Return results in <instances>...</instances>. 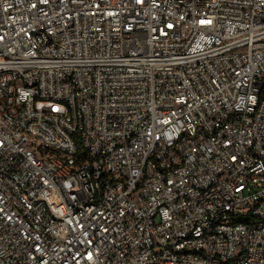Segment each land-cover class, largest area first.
Here are the masks:
<instances>
[{
  "label": "built area",
  "instance_id": "obj_1",
  "mask_svg": "<svg viewBox=\"0 0 264 264\" xmlns=\"http://www.w3.org/2000/svg\"><path fill=\"white\" fill-rule=\"evenodd\" d=\"M0 264H264V0H0Z\"/></svg>",
  "mask_w": 264,
  "mask_h": 264
}]
</instances>
